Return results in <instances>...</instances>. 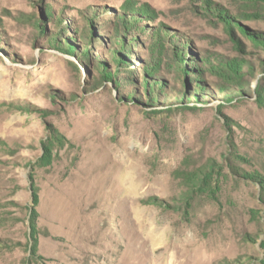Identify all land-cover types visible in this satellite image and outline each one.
<instances>
[{"label":"rangeland","instance_id":"1","mask_svg":"<svg viewBox=\"0 0 264 264\" xmlns=\"http://www.w3.org/2000/svg\"><path fill=\"white\" fill-rule=\"evenodd\" d=\"M139 222L264 264V0H0V264H143Z\"/></svg>","mask_w":264,"mask_h":264},{"label":"bare ground","instance_id":"2","mask_svg":"<svg viewBox=\"0 0 264 264\" xmlns=\"http://www.w3.org/2000/svg\"><path fill=\"white\" fill-rule=\"evenodd\" d=\"M135 213H137V215H138L137 210H135ZM147 224H148V227H146ZM147 224H146V226L144 225V222H139V224H138L139 230L144 231L146 238H147V241L144 242L145 244L142 243V245L145 246V247L143 246L144 247L143 253L145 254L144 255L145 258L143 260L144 262H142V263L143 264H176L174 254L168 253L166 247H160V248H154L153 247L154 244L160 239V234L158 233V231L155 228L150 226L149 222H147ZM148 242H150L152 247L148 246V244H149ZM140 244H141V242H140ZM134 261L135 260L133 258L131 260V263H134Z\"/></svg>","mask_w":264,"mask_h":264},{"label":"trees","instance_id":"3","mask_svg":"<svg viewBox=\"0 0 264 264\" xmlns=\"http://www.w3.org/2000/svg\"><path fill=\"white\" fill-rule=\"evenodd\" d=\"M238 68L239 67H237V66H233V68H232L231 65L228 62L223 64V66L221 68L223 70V75L222 76H224V79L227 81V85L229 84L228 88H233L232 86L239 87V91H237V90L234 91L233 89H230L231 91L232 90L234 91V92H232L233 94L234 93L235 94L243 93L245 87H247L249 89L248 81L247 82L243 81L244 80L243 79V74H245V73L244 72H240V69H238ZM249 69H250L251 73H253L252 72V68H249ZM105 73H106V75L108 77H110V79L115 80V78L112 77L111 72L106 71ZM117 82L118 81H116V83H115L116 85L115 86H117ZM213 86L218 88L221 91L224 90V85H222L220 83L218 85H213ZM144 90H145L144 94L148 95V91L149 90L148 91H147V89H144ZM133 97H134L133 93L126 94L127 100H129V99L133 100ZM229 97H232V95H230ZM229 97L226 96V98H229Z\"/></svg>","mask_w":264,"mask_h":264}]
</instances>
